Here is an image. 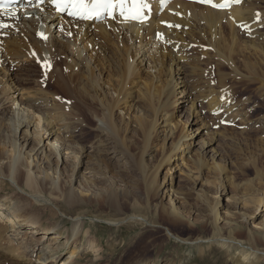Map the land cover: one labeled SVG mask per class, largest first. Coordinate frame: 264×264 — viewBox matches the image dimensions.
Here are the masks:
<instances>
[{
    "label": "bare ground",
    "instance_id": "bare-ground-1",
    "mask_svg": "<svg viewBox=\"0 0 264 264\" xmlns=\"http://www.w3.org/2000/svg\"><path fill=\"white\" fill-rule=\"evenodd\" d=\"M132 1L128 0L130 6ZM91 2L92 0H85L88 8ZM223 2L224 0H214L216 4ZM200 3L201 0L198 3L187 0H142L144 15L148 17L145 22L123 20L125 12L119 11L118 0L115 2L116 12L113 18L94 20L83 18L79 14L74 15V12L84 10L73 6V9L59 14L52 0H22L0 11V24L8 25L0 27V37L7 39L0 44L1 55H4L11 69H20L25 65L28 69H36L39 72V75L31 76L24 71V75L16 73L15 77L10 74L11 71L7 72L4 68L3 73L1 72L0 146L4 149L5 158L4 163L0 160V176L3 181L7 178L18 194L37 203L49 204L60 200L70 211L83 208L89 199H96L97 191L90 186L95 176L92 177L86 172L92 167H88L85 160L90 156V152L89 149L84 151L81 145L82 135L90 132L98 140L107 138L116 143L114 140H118L119 129L116 117L126 119L121 109H125L124 105L127 103H133L135 108L137 103L142 102L152 110L149 131L164 129L166 138L171 139L175 126L170 119L169 108L177 107L182 99V104L190 103L187 108L190 109L186 117L187 125L198 128L195 131L193 128L186 129V135L174 143L165 160L172 164L176 160L173 159L174 156L181 153L182 164L187 161V166L194 165L198 174L195 176L192 170H183L181 165L176 167L181 173L195 180L205 169L212 171L207 162L214 161L213 171L219 175L221 181L217 190L220 196L211 207L214 227L208 237L184 239L172 234L168 228H164V235L169 240L175 239L181 244L195 248L197 260H203L200 263L212 262L206 256L211 252V248L216 246L224 255L229 256L232 264H261L264 262V252L257 246H264V210L259 204L256 207L263 223L257 233L248 230L247 244L237 239L236 236L241 233L235 228L225 233L219 227L225 220L230 223L239 218L237 214L240 211L237 212V209L240 210L247 203H254L257 199L251 200L253 197L248 198L245 194L238 198L234 191L229 194L226 167L218 162L220 154L213 152L214 143L210 139V142L206 139L200 140V143L197 141L204 131V135L206 134L207 128L198 126L201 118L197 103L200 101L196 99L197 96L191 97L192 88L189 84L194 81L197 70L194 63L185 62L182 53L190 47L185 45L187 38L191 43V38L196 36L192 29L202 30V24L195 25L196 22H206L213 42H217L220 52L224 45L222 23L227 24L232 31L238 26L245 29L249 38H257L260 46L264 47V0H241L240 3L233 2L226 8L213 7L207 3H202L205 6H197ZM125 8L126 5L123 6V9ZM193 8L198 9L197 14L188 11ZM191 22H195L194 26ZM41 33L47 36L46 40L42 38ZM99 71L101 72L98 73ZM100 74L103 81L99 78ZM196 89L193 87V90ZM213 100L209 101L212 105L216 102ZM182 109L185 111V107ZM164 111L165 114H162ZM140 126L142 127L141 123ZM103 143L106 144V139ZM103 143L99 141L95 151L102 152L100 148ZM195 151L198 156L193 155ZM2 164H7L10 178L4 176ZM83 167L85 168L81 171ZM69 170L73 174L72 185L62 188L64 176ZM18 172L22 174V184L17 177L14 179ZM202 181L203 178L198 183L204 185ZM81 182L88 183L86 189L81 187ZM167 184L168 191L163 194L166 199L173 201V196H177L179 192L174 189L171 179L165 183V188ZM221 196L227 197L226 206H223ZM111 198L112 194L107 196L108 200ZM16 202L8 200L4 204L0 203V233H12L17 250L13 246L8 249L13 252L19 249V254L26 251L23 254L28 253L30 258L27 264H59L68 254L62 261L63 264H78L81 261L79 255L93 249L94 243L89 240L90 233L83 231V227L80 228L82 215L71 218L74 227L71 229V235H66V231H57L54 227L45 228L29 217L25 219L23 214L20 215L22 210L20 211L21 207ZM222 207L223 214L220 211ZM162 213L170 223L184 222L173 210ZM223 215L229 218L225 219ZM150 227L157 226L150 224ZM83 239H86V242ZM11 243L13 244H9ZM135 243L129 244L128 248H135ZM16 251L14 254H17ZM94 251L96 252L95 249ZM125 256L126 254L119 264H175L172 259L161 261L160 252L154 257L142 255L129 260H126Z\"/></svg>",
    "mask_w": 264,
    "mask_h": 264
},
{
    "label": "rangeland",
    "instance_id": "rangeland-1",
    "mask_svg": "<svg viewBox=\"0 0 264 264\" xmlns=\"http://www.w3.org/2000/svg\"><path fill=\"white\" fill-rule=\"evenodd\" d=\"M199 5L201 4L197 6ZM188 11L197 14L198 9L193 8ZM194 23L191 22L193 26ZM205 23H195V25L202 24V30L192 29V32H196V36L191 38L194 39L193 42L191 40V43L188 42L190 39L187 38L185 45L190 47L184 49L182 53L185 62L194 63L193 65L196 67L194 81L189 84L192 88H190L191 97L196 98L197 96L196 99L200 101L197 103V110L201 118V123L198 126L207 128L206 134L204 135V131L197 141L200 143V140L206 139L214 143L213 152L217 151L220 154L218 162L226 167L229 194L230 191H234L238 198L245 194L248 198L253 197L251 200L257 199L256 202L247 203L245 207L240 210L237 209V212L240 211L241 214H237L239 218L233 220V222L228 223L225 220L219 224V227L225 233L235 228L237 232L241 233L236 236L237 239L247 244L248 230L257 233L263 223L262 217L258 215L259 210H257L256 205L259 204V207L264 210V87L262 88L264 83V55H262L264 47L260 46V42L256 40L257 38L254 39L255 37L251 36L249 38L245 29L238 26L235 27V31H232L227 24L222 23L224 25L221 28L222 37L225 46L223 45L220 52L217 42H213V38L209 33V26ZM199 31L202 32L201 35ZM206 36L208 38H205ZM9 38L11 39L12 36H9ZM206 39L207 41L210 39L208 42L212 43L211 46ZM5 40L7 39L0 37V44ZM200 43L203 44L200 45ZM201 46L203 47L201 48ZM110 49L111 47H109ZM184 54H187V56H184ZM98 55L101 54L98 53ZM190 57L195 58L190 59ZM0 59V76L4 69L7 72L11 71L10 74H13L14 77L16 75L22 76L24 75L22 73L25 72V74H31V76L39 75L38 70L28 69L29 67L25 65L22 68L20 67L21 70L19 68H16L18 69L16 70L14 67L11 69V65L7 63L1 52ZM101 74L99 78L103 81ZM191 85H194V89H197L193 90ZM199 96L200 98H198ZM211 100L216 101L213 102L214 105H212V102L209 103ZM181 102L182 99H180L177 107L171 106L169 108L170 119L175 126V133L171 139L166 138L164 129L149 131L152 123V110L142 102L137 103L135 108L133 103H127V106L124 105L125 109L122 108L121 110L126 119L122 120L118 116L116 117L119 128L117 141L119 143L115 140L116 143H113L107 138L98 140L90 132L82 135L80 142H83L81 145H83L84 151L89 149L90 152V156L85 160H87V166L92 167L86 172H89L92 177L95 176V180L90 186H93V190L97 191L96 199H89L88 204H85L83 208L70 211L60 200L49 204L37 203L18 194L10 181L7 178L3 181L4 179L1 176L0 203L4 204L8 200L17 201L16 203L22 208H20V211L22 210L20 215L23 214L25 219L36 220L45 228L54 227L57 231H66V235H71V229L74 227L71 218L82 215L80 228L83 227L81 228L83 231L86 230L90 233L89 240L94 243H92L94 247L93 251L89 249L90 251L88 250L79 255L80 264H119L125 254L126 260H129L142 255L154 257L159 252L161 253V261L172 259L171 261L175 264H204L200 263L203 260H197L198 256L195 248L181 244L175 239L169 240L164 235V228H168L172 234L184 239L208 237L214 227V224H212L214 216L211 207L219 200L220 196L217 190L220 188L221 181L219 175L213 171L214 161L209 160L207 162L208 168H211L212 171L208 172L205 169L201 172V176L195 180L187 177L177 168L178 165H181L183 170H192L195 176L198 174L194 165L188 164L187 166V161L184 162V165L182 164L181 153L174 156L173 159L176 160L172 164L165 160L174 143L180 137L186 135V129L193 128V131H195L198 128L187 125L186 117L190 110L187 108L190 103L184 105ZM214 106H217L216 109H214ZM182 107H185V111ZM82 109L85 108L82 107ZM165 112L162 114H165ZM229 114L231 115L229 116ZM105 139L106 144L103 143ZM99 141H102L103 144L100 148L102 152L98 153L95 149ZM84 155L86 156V153ZM193 155L198 156V152L195 151ZM4 158V149L0 146L1 163H4ZM2 166L4 176L10 178L7 164H2ZM84 168H81V171ZM16 177L22 184V174L18 172L14 179ZM201 178H203L204 185L198 183ZM169 179H171L174 189L179 192L177 196H173V201L166 199L165 194H163L164 191H168V184L166 188L164 185ZM72 180V172H67L64 176L65 183L63 182L62 188L72 185ZM87 185L88 183L81 182L83 189H86ZM111 194L112 198L108 200L107 196ZM220 199L223 206H226L227 197L221 196ZM108 201L112 203H108ZM222 208L220 210L221 214L224 213V207ZM172 210L184 219L183 223L173 224L164 218L162 212H171ZM223 218L226 219L229 216L223 215ZM150 224L157 227H150ZM1 233L0 264L29 263L28 253L23 254L26 251L21 250L23 255L19 254V249V252L16 251L17 248L14 245L16 242L12 240V233H7V235ZM83 240L86 242V239ZM10 242H13V244H9ZM132 242L135 243V248H128ZM9 246L15 247L16 250H14L17 254H14L15 251L9 250L11 248ZM257 247L264 252V246L259 244ZM210 251L209 253L208 250L209 254L206 257L212 262L209 261L205 264H232L229 256L224 255L216 246H213ZM9 252L13 253L10 254ZM61 252L64 254L63 250ZM66 256L68 257L69 254ZM66 256L62 261L67 258ZM62 261L59 264H63ZM261 264H264V262Z\"/></svg>",
    "mask_w": 264,
    "mask_h": 264
},
{
    "label": "snow or ice",
    "instance_id": "snow-or-ice-1",
    "mask_svg": "<svg viewBox=\"0 0 264 264\" xmlns=\"http://www.w3.org/2000/svg\"><path fill=\"white\" fill-rule=\"evenodd\" d=\"M70 2L74 8H77L78 10L80 9L84 10V11L74 12L73 14L82 15L83 18H86V19L92 18L93 14H95L96 16H99L100 14L99 9L103 7H109V8L114 7V5L109 2V0H93V3L91 5V10H88V6L86 5L85 0H70ZM201 2L211 4L213 7H217V8H226V7H229L231 3L233 2L240 3L241 0H224V2L220 4L214 3V0H201ZM139 15L140 13L137 11L135 14L131 16V18L136 19L139 17ZM0 27H8V25L0 24ZM41 36L43 39L45 40L47 39V36L44 35L43 33H41Z\"/></svg>",
    "mask_w": 264,
    "mask_h": 264
}]
</instances>
